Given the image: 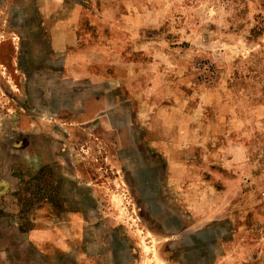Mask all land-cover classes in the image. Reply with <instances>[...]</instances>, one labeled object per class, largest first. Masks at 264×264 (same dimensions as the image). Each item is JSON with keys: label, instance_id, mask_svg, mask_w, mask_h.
I'll list each match as a JSON object with an SVG mask.
<instances>
[{"label": "rangeland", "instance_id": "374dc122", "mask_svg": "<svg viewBox=\"0 0 264 264\" xmlns=\"http://www.w3.org/2000/svg\"><path fill=\"white\" fill-rule=\"evenodd\" d=\"M0 264H264V0H0Z\"/></svg>", "mask_w": 264, "mask_h": 264}, {"label": "crops", "instance_id": "0c3cea01", "mask_svg": "<svg viewBox=\"0 0 264 264\" xmlns=\"http://www.w3.org/2000/svg\"><path fill=\"white\" fill-rule=\"evenodd\" d=\"M31 235H32V237L33 238H35L36 239V243H39L40 244V246H41V244H43V243H45V241L43 242L42 241V236H43V234L41 233V230H36V229H34L33 230V232H31L30 234H29V236L31 237ZM50 242H52V244L55 246V247H59L60 246V244H59V242L58 241H54L53 239H50ZM37 246H39V245H37Z\"/></svg>", "mask_w": 264, "mask_h": 264}]
</instances>
